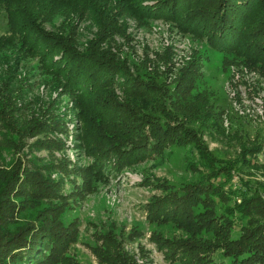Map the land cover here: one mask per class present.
<instances>
[{
  "label": "rangeland",
  "instance_id": "rangeland-1",
  "mask_svg": "<svg viewBox=\"0 0 264 264\" xmlns=\"http://www.w3.org/2000/svg\"><path fill=\"white\" fill-rule=\"evenodd\" d=\"M25 1L29 3L26 11H34L30 19L39 30L49 33H58L57 29L71 30L72 45L79 50L88 48L94 38L97 52L107 50L116 58L124 59L132 73L138 70L153 74L156 82L164 86L167 92L161 106L163 110H166L172 94L179 93L181 86L185 85L186 94L195 101H201L197 104H201L203 109L195 114L183 103L184 114H195L187 126H192L196 136L216 157L234 160L231 183L237 179L246 181L257 194L264 195V157L260 156L264 152V111L257 114L250 102L244 100L245 103H238L239 95L232 97L230 94L231 87L242 85L249 79L247 74L254 72V80H249V85H253L264 102V91L256 84L261 81L264 85V74L260 75L234 60L220 65L219 52L210 49L203 36L183 32L163 17L141 15V18H137L136 15L121 13L116 19L115 29L97 40L95 37L100 26L95 15L97 4L92 5L93 0H56L57 5L47 4L48 0ZM10 14L14 22L16 15L12 11ZM8 19L5 2H0V216L8 223L7 228L11 229L23 221L21 211L34 203L36 209L45 211L52 207L54 213L59 212L62 218L76 223V239L67 249L74 258L85 264H107L95 254V248L101 245L100 237L105 232L117 234L120 239L116 244L115 258L123 250L137 262L181 264L168 262L157 249L155 239L157 242L178 241L187 238L188 234L168 221L147 222V202L163 193L162 185L148 181L149 178L161 179L172 187L191 179L194 172L185 161L188 157L196 161V153L189 155L191 144L169 145L161 156L134 161L116 173L112 171L104 181L95 180V187L77 192L75 189L83 183L84 178L77 170L91 162L84 141L87 135H92L93 129L85 132L82 115L74 102L77 93L73 94L63 87L64 75L56 71L58 68H54L56 65L51 57L42 54L39 45L31 46L24 52L23 46H29L28 41L16 40L13 33L2 39L6 36L4 25ZM21 34L20 31V38ZM42 44L46 45L44 42ZM21 47L22 50H19ZM200 52H208L209 60L200 57L195 75L179 80L180 74L184 73L181 70L192 55L199 56ZM54 55V58L58 57ZM234 74H237V78L232 81ZM124 88L125 85L118 78L111 88L112 94L118 101L123 100V104L134 105L132 100L137 101L138 98L127 97L122 91ZM104 96L107 98L108 93ZM111 105V102H106L107 108ZM170 108V113L178 112L174 106ZM119 112L113 111L110 117L115 120ZM150 112L148 107L145 108V113ZM157 112L155 108L151 114ZM133 115L137 116V111ZM110 117L102 120V123L112 119ZM162 120L165 121L164 118ZM166 121L169 122L168 118ZM142 128L145 131L140 133L147 134V124ZM256 143H260V149L246 154L251 164H244L239 156L240 150ZM27 170L35 178L52 180L57 193H49L47 187H40L38 196L41 197H36V203L19 201L16 195H8L7 186L13 184L17 176L20 180ZM2 171L6 173L2 174ZM14 188H18L17 184ZM195 208L199 212L206 210L202 203L192 208L194 213ZM212 208L218 213V204ZM193 220L195 222V217ZM205 233L201 231L199 234L205 236ZM238 233L237 222H233L230 237ZM205 257L204 264H223L229 258L217 247L207 252ZM108 263L116 264L119 261L111 260ZM189 264L200 263L191 260Z\"/></svg>",
  "mask_w": 264,
  "mask_h": 264
},
{
  "label": "trees",
  "instance_id": "trees-1",
  "mask_svg": "<svg viewBox=\"0 0 264 264\" xmlns=\"http://www.w3.org/2000/svg\"><path fill=\"white\" fill-rule=\"evenodd\" d=\"M57 1L48 0L47 4L57 5ZM143 1L93 0L92 5L97 4L95 15L100 26L95 38L100 40L110 34L121 13L136 15L137 18L141 15L163 17L183 32L203 36L206 45L219 52L220 65L234 60L260 75L264 74V0H150L141 3ZM0 2H5L9 12V19L4 25L6 36L2 39L13 33L16 40L28 41L29 46L19 49L24 52L31 46L39 45L42 54L51 57L56 65L54 68H58L56 71L64 75L63 87L73 94L77 93L74 102L82 115L85 132L93 129L92 135H87L84 141L91 162L77 170L84 176L83 183L75 189L77 192L95 187V180L104 181L109 173H116L134 161L161 156L169 145L190 143L189 155L196 153L197 157L196 161L190 157L185 159L188 168L194 172L191 179L172 187L161 179L149 178L148 181L162 185L163 193L147 202V222L168 221L188 234L187 238L178 241L157 242L155 239L157 249L171 263L189 264V261L195 260L204 264L206 253L217 247L229 257L223 264H264V195L257 194L246 181L237 179L232 184L234 160L216 157L196 136L192 126H187L190 118L203 109L201 104H197L201 101H195L186 94L185 85L181 86L179 93L172 94L166 110H163L161 106L167 92L156 82L153 74L138 70L132 73L124 59L116 58L107 50L97 52L94 38L88 48L79 50L72 45L71 30L57 29L58 33L39 30L30 19L34 11L25 9L29 4L25 0ZM9 9L16 15L14 22ZM54 54L58 57L54 58ZM200 57L209 60L210 55L208 52L199 56L193 54L181 70L184 73L180 74L179 80L195 75ZM118 78L125 85L124 94L138 98L137 101L132 100L135 107L123 104V100L118 101L112 94L111 88ZM105 93H108L107 98ZM106 102H111L112 107L107 108ZM183 103L195 114H184ZM173 106L178 112H169ZM147 107L151 112L157 108V115L145 113ZM115 110L120 112L114 120L110 114ZM134 111H137V116L133 115ZM107 117L112 119L102 123ZM145 124L148 133H140L145 131L142 128ZM259 149L260 143L243 147L239 153L242 162L251 164L245 155ZM5 173L2 171V174ZM20 177L19 180L17 176L16 181L6 188L8 195H16L19 201L36 203V197H41L38 196L40 187H47L49 193H57L52 180L35 178L30 170L24 171ZM15 184L18 187L16 190ZM200 203L206 210L199 212L195 208L194 213L192 208ZM214 204H218V213L212 208ZM33 205L21 211L23 221L11 229L0 216V264H85L67 249L76 239V223L62 218L59 212L54 213L52 207L42 211ZM233 222H237L239 233L230 237ZM201 231L206 232L205 236L199 234ZM119 240L117 234L103 233L95 254L107 264L111 260L119 261L116 264H146L137 262L123 250L115 258Z\"/></svg>",
  "mask_w": 264,
  "mask_h": 264
},
{
  "label": "built area",
  "instance_id": "built-area-1",
  "mask_svg": "<svg viewBox=\"0 0 264 264\" xmlns=\"http://www.w3.org/2000/svg\"><path fill=\"white\" fill-rule=\"evenodd\" d=\"M247 76L249 77V79L245 83H243L242 85L236 84L235 85L236 87H231V93L230 94L232 95V97H234L235 94H237V96L239 95L240 100L238 103H242V102L245 103L244 100H246V101L250 102L249 104L254 105V109H255L254 112L255 113L262 114V112L264 111V109H263L264 108V105H263L264 102L262 101V98L258 94V91H255L253 89V87H252L253 85H249V83H251L249 80H251V79H253V77H255V73L249 72L247 74ZM236 78H237V74H234L232 81H234V79H236ZM241 79H244V78H241ZM236 82H234V83H236ZM258 86L262 87L261 89L264 91V85L261 83V81H259ZM249 91H250V93H249ZM263 95H264V93H262V96ZM260 156L263 158L264 152L261 153Z\"/></svg>",
  "mask_w": 264,
  "mask_h": 264
}]
</instances>
